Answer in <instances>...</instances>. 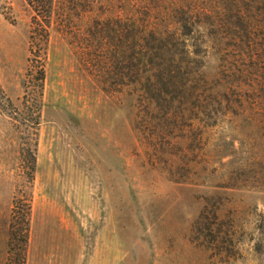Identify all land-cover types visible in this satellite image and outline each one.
Here are the masks:
<instances>
[{
    "label": "rangeland",
    "instance_id": "rangeland-1",
    "mask_svg": "<svg viewBox=\"0 0 264 264\" xmlns=\"http://www.w3.org/2000/svg\"><path fill=\"white\" fill-rule=\"evenodd\" d=\"M101 1L94 13L59 8L46 42L27 0H0V264H15V196L32 205L25 264H264V193L224 188L264 158V130L223 124L203 153L155 144L132 97L107 82L95 22L121 1ZM206 63L214 78L218 60ZM210 197L217 241L195 229Z\"/></svg>",
    "mask_w": 264,
    "mask_h": 264
},
{
    "label": "trees",
    "instance_id": "trees-1",
    "mask_svg": "<svg viewBox=\"0 0 264 264\" xmlns=\"http://www.w3.org/2000/svg\"><path fill=\"white\" fill-rule=\"evenodd\" d=\"M27 1L35 13L33 24L40 26L46 42L59 8L87 5L88 13H94L99 4ZM116 1H121L120 14L95 22L108 48L107 82L132 97L135 123L152 132L155 144L172 145L170 137L185 141L187 150L203 153L210 134L223 124L250 122L264 130V0L100 3L114 10ZM210 54L218 60L214 78L206 74ZM231 145L233 157L238 151L234 140ZM231 174L233 184L226 182L224 188L264 193V158L257 153ZM207 201L195 229L217 241L219 217L216 211L210 213L218 201L215 197ZM31 211L28 197H14L9 245L15 264L26 263Z\"/></svg>",
    "mask_w": 264,
    "mask_h": 264
}]
</instances>
